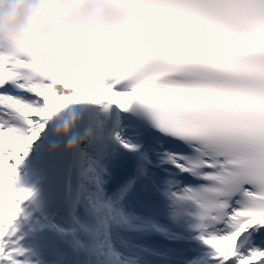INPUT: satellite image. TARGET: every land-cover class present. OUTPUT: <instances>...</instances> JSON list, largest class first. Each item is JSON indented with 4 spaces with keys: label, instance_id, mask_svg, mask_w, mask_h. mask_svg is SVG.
Masks as SVG:
<instances>
[{
    "label": "snow or ice",
    "instance_id": "obj_1",
    "mask_svg": "<svg viewBox=\"0 0 264 264\" xmlns=\"http://www.w3.org/2000/svg\"><path fill=\"white\" fill-rule=\"evenodd\" d=\"M114 2L147 22L116 33L131 51L74 44L67 95L28 88L32 65L0 54V264H27L16 233L30 193L15 186L17 166L61 100L136 105L182 149L173 163L199 221L197 264H264V0Z\"/></svg>",
    "mask_w": 264,
    "mask_h": 264
},
{
    "label": "clouds",
    "instance_id": "obj_2",
    "mask_svg": "<svg viewBox=\"0 0 264 264\" xmlns=\"http://www.w3.org/2000/svg\"><path fill=\"white\" fill-rule=\"evenodd\" d=\"M146 22L130 19L114 0H0V54L30 63L32 67L23 70L27 87L50 88L55 98L68 94L72 77L78 74V69L69 74L66 68L74 44L95 46L112 41L117 50L131 51L126 39H115L116 33ZM4 68L0 63V71ZM109 75L106 70L99 73L102 80ZM73 103L61 100L46 110L44 118L54 123L58 138L68 137L78 123L77 114L70 110ZM77 146L78 141L72 139L67 150Z\"/></svg>",
    "mask_w": 264,
    "mask_h": 264
},
{
    "label": "bare ground",
    "instance_id": "obj_3",
    "mask_svg": "<svg viewBox=\"0 0 264 264\" xmlns=\"http://www.w3.org/2000/svg\"><path fill=\"white\" fill-rule=\"evenodd\" d=\"M89 104L91 105L92 110H87L85 112H82V108H81V109H78L77 111H74L77 114L78 121H81V127L80 128H83L87 124L88 121H95V122H97L99 128L102 127V124L107 121V116H106V113H105L106 109L104 107H102L100 110H97L94 113L96 103L89 102ZM99 106L101 107L102 105L99 104ZM77 108H80V106H78ZM53 129L55 130V125L53 126ZM120 137L129 138L133 144L137 142V139H136L135 135L132 132L121 133ZM120 137H117L115 140L117 141L118 145L122 146L123 143L120 141ZM56 142L58 143V140ZM133 144L129 145L128 147L125 146V148L126 149H132L134 147ZM45 147H46V144L42 143L40 145V150L45 152ZM86 149H88V148H86ZM77 150H78L77 159L80 162H83L84 158H85L84 155H83L84 152L80 151V147L79 146H77ZM151 156L154 157V154L151 153ZM41 164H43L42 161L41 160H37L33 164H31V166L30 165H28V166H29L30 171H36V170H38V166H40ZM45 169L46 168H44L42 170H45ZM25 180L26 179H22L23 182H25ZM46 181L47 180L44 179L43 183H45ZM126 216L127 215H124V217H126ZM129 219H130V217H129ZM124 263L125 262H123V264ZM143 264H148V259H146Z\"/></svg>",
    "mask_w": 264,
    "mask_h": 264
},
{
    "label": "rangeland",
    "instance_id": "obj_4",
    "mask_svg": "<svg viewBox=\"0 0 264 264\" xmlns=\"http://www.w3.org/2000/svg\"><path fill=\"white\" fill-rule=\"evenodd\" d=\"M39 137H40V135L33 142V144L38 140ZM53 138H55V137H53ZM52 141H53V139L50 140V143H52ZM129 143L131 144L132 142H129ZM28 219L31 221L32 217L29 216ZM17 230L21 231V226L17 227ZM111 250L116 252L115 241L113 242V247L111 248ZM59 253H65V249L63 248L61 243L55 244L53 246V248L51 250H49V251L45 250L42 253V260L41 261L44 260L45 262H49L52 259H54ZM106 262H107L106 264H108L109 260L106 259Z\"/></svg>",
    "mask_w": 264,
    "mask_h": 264
},
{
    "label": "water",
    "instance_id": "obj_5",
    "mask_svg": "<svg viewBox=\"0 0 264 264\" xmlns=\"http://www.w3.org/2000/svg\"><path fill=\"white\" fill-rule=\"evenodd\" d=\"M72 159H73V154H71L67 160H65L63 162V166H62V169L65 171V173L67 174V169H68V166L69 164L72 162ZM46 190L48 191L49 189L46 188Z\"/></svg>",
    "mask_w": 264,
    "mask_h": 264
}]
</instances>
